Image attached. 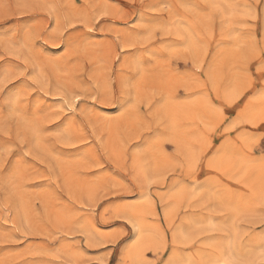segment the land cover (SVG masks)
<instances>
[{
  "label": "rangeland",
  "instance_id": "rangeland-1",
  "mask_svg": "<svg viewBox=\"0 0 264 264\" xmlns=\"http://www.w3.org/2000/svg\"><path fill=\"white\" fill-rule=\"evenodd\" d=\"M225 250L264 264V0H0V264Z\"/></svg>",
  "mask_w": 264,
  "mask_h": 264
},
{
  "label": "bare ground",
  "instance_id": "bare-ground-1",
  "mask_svg": "<svg viewBox=\"0 0 264 264\" xmlns=\"http://www.w3.org/2000/svg\"><path fill=\"white\" fill-rule=\"evenodd\" d=\"M139 230H140V229H139L138 227H134V234H135L136 236H138V234L140 233ZM221 256H222L223 262H224L225 264H228V263H229V260H230L228 250H225L224 253H222ZM219 262H220V261H219ZM221 262H222V261H221ZM221 264H222V263H221Z\"/></svg>",
  "mask_w": 264,
  "mask_h": 264
},
{
  "label": "snow or ice",
  "instance_id": "snow-or-ice-1",
  "mask_svg": "<svg viewBox=\"0 0 264 264\" xmlns=\"http://www.w3.org/2000/svg\"><path fill=\"white\" fill-rule=\"evenodd\" d=\"M77 99H79V97H77Z\"/></svg>",
  "mask_w": 264,
  "mask_h": 264
}]
</instances>
